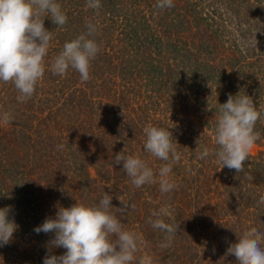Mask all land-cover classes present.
<instances>
[{"label":"trees","instance_id":"obj_1","mask_svg":"<svg viewBox=\"0 0 264 264\" xmlns=\"http://www.w3.org/2000/svg\"><path fill=\"white\" fill-rule=\"evenodd\" d=\"M207 1L173 0L161 9L158 0H101L92 10L86 0H58L67 23L44 20L53 35L33 96L20 102L14 85L0 82V113L11 117L0 124V209L9 208L18 225L0 247V264H43L48 250L38 247L54 234L34 228L59 207L97 204L105 193L124 228L140 238L133 264H232L229 249L250 231L264 234V208L257 207L264 199V151L249 154L242 172L214 155L198 159L201 146L218 148L219 103L229 95L245 94L264 113V1L255 0L247 17L250 0L222 1L225 9ZM90 22L98 44L105 38L124 44L117 54L145 70L149 84L140 87L127 75L125 85L106 89L93 71L104 58L116 65L114 48L106 54L99 48L86 82L73 69L63 76L50 71L64 43ZM147 126L169 130L180 153L171 174L178 187L170 193L160 191L158 180L136 188L123 162L115 163L121 152L140 156L154 172L167 163L145 151ZM253 135L264 148V123L257 121ZM159 209L176 228L167 248L160 246L165 234L148 223Z\"/></svg>","mask_w":264,"mask_h":264},{"label":"clouds","instance_id":"obj_2","mask_svg":"<svg viewBox=\"0 0 264 264\" xmlns=\"http://www.w3.org/2000/svg\"><path fill=\"white\" fill-rule=\"evenodd\" d=\"M173 6V0H158L157 3L161 9ZM86 7L99 10L101 0H86ZM45 18H50L59 27L68 19L58 0H0V82H11L19 93L17 99L20 102L33 96L46 71L45 58L53 33L45 28ZM96 31V26L90 22L85 33L66 41L48 66L50 71L63 76L73 69L82 81H88L91 61L100 48L94 38ZM258 120L264 123V113L258 114L248 96L240 95V92L236 96L229 95L227 102L219 103L215 126L218 148L201 146L198 159L214 155L218 164L242 172L244 162L257 142L253 130ZM10 122L9 113H0V124ZM143 132L145 151L167 163L154 172L140 156L123 152L116 154L115 163L123 162V170L136 188L158 180L160 191L170 193L178 187L171 174L173 164L180 160L172 133L156 126H147ZM111 200L112 196L105 193L97 204L76 202L68 208L59 207L55 218H46L35 227L37 234H54L43 264H133L140 238L137 233L124 228L112 211ZM257 207L264 208V199ZM120 210L123 213L124 209ZM9 211V208L0 209V247L12 240L18 227L14 219H9ZM164 214L163 209L153 211L148 223L165 234L160 246L167 248L176 228L161 218ZM262 243L264 234L250 231L228 250L226 256L231 258L232 264H264ZM52 247L66 251L61 255L51 254Z\"/></svg>","mask_w":264,"mask_h":264},{"label":"rangeland","instance_id":"obj_3","mask_svg":"<svg viewBox=\"0 0 264 264\" xmlns=\"http://www.w3.org/2000/svg\"><path fill=\"white\" fill-rule=\"evenodd\" d=\"M222 1L225 2V0H209V1H207V3H214V4L218 5V6H221L223 9H225L226 5L222 6ZM226 1H229V0H226ZM255 4H256L255 0H250V4L248 5L247 9L244 11L246 13L245 14L246 17L249 15L250 11H252L253 9H255L257 7V5H255ZM99 46H100V49H101L103 54L104 53L106 54L107 50H109L110 48H114V52H115L114 55H115L116 58H118V61L116 62V65H113V67H111L109 65V62L104 58L103 63H100V64L96 65V67H95V69L93 71V72H95V74L98 77H100V79H104V82H105V85H106V89H108V90L112 89L113 88L112 85L114 83H119V84H124L125 85L126 84L125 77L127 75L136 78V80L138 81L136 84H140V82H141L140 87L142 85L149 84V82L151 80L147 77V74H146L145 70H140V69H135L134 70L133 68H131L132 66H129V63L132 62V61H130V60L128 61V59L123 58V57H125L124 55L119 56L117 54V52L124 50V44H121V43L118 44L117 42H111L110 40L105 38L102 41V43L99 44ZM115 66H117V68H115ZM146 78L149 79V80L146 81ZM123 79H124V82H123ZM44 139L45 138H43L42 141ZM46 142H48V140H46ZM262 151H264V148L255 144L253 149H252V151L250 152V154L253 155V156H256ZM88 168L91 169L92 167L89 166ZM234 214L237 215L238 212H235ZM49 241L45 242L42 246H40L38 248L39 249H46V250L49 251V247H50ZM231 247H232V244H229L224 249L228 250ZM58 249L59 248L52 247L51 248V253L52 252L55 253ZM216 255H217V258L222 257L219 254V252H217Z\"/></svg>","mask_w":264,"mask_h":264}]
</instances>
